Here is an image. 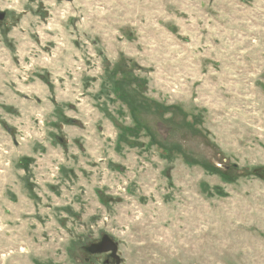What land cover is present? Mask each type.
<instances>
[{
    "label": "rangeland",
    "instance_id": "obj_1",
    "mask_svg": "<svg viewBox=\"0 0 264 264\" xmlns=\"http://www.w3.org/2000/svg\"><path fill=\"white\" fill-rule=\"evenodd\" d=\"M1 15L0 264H264V0Z\"/></svg>",
    "mask_w": 264,
    "mask_h": 264
},
{
    "label": "water",
    "instance_id": "obj_2",
    "mask_svg": "<svg viewBox=\"0 0 264 264\" xmlns=\"http://www.w3.org/2000/svg\"><path fill=\"white\" fill-rule=\"evenodd\" d=\"M3 18V15L0 16ZM89 254H109L116 264H120L121 258L118 255V245L109 236H104L99 242L93 243L86 248Z\"/></svg>",
    "mask_w": 264,
    "mask_h": 264
},
{
    "label": "flooded vegetation",
    "instance_id": "obj_3",
    "mask_svg": "<svg viewBox=\"0 0 264 264\" xmlns=\"http://www.w3.org/2000/svg\"><path fill=\"white\" fill-rule=\"evenodd\" d=\"M86 252H87V251H86ZM107 255L109 256V259H110L109 261H111V260H112V261H114V260H113V259L110 257V255H109V254H107Z\"/></svg>",
    "mask_w": 264,
    "mask_h": 264
},
{
    "label": "trees",
    "instance_id": "obj_4",
    "mask_svg": "<svg viewBox=\"0 0 264 264\" xmlns=\"http://www.w3.org/2000/svg\"><path fill=\"white\" fill-rule=\"evenodd\" d=\"M138 131H140L139 129H136V133H138Z\"/></svg>",
    "mask_w": 264,
    "mask_h": 264
}]
</instances>
